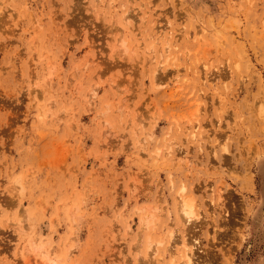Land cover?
<instances>
[{"label":"rangeland","instance_id":"374dc122","mask_svg":"<svg viewBox=\"0 0 264 264\" xmlns=\"http://www.w3.org/2000/svg\"><path fill=\"white\" fill-rule=\"evenodd\" d=\"M189 250L264 264V0H0V264Z\"/></svg>","mask_w":264,"mask_h":264},{"label":"bare ground","instance_id":"6f19581e","mask_svg":"<svg viewBox=\"0 0 264 264\" xmlns=\"http://www.w3.org/2000/svg\"><path fill=\"white\" fill-rule=\"evenodd\" d=\"M181 212L183 214V218H185L187 222H190L191 219L193 218V211L190 204L185 199L182 200ZM192 253L193 252H191V250L186 252L185 254L186 260L184 264H194L193 262L194 254Z\"/></svg>","mask_w":264,"mask_h":264}]
</instances>
